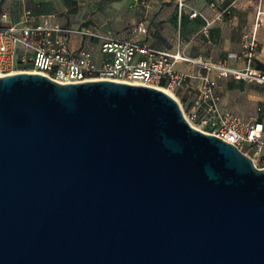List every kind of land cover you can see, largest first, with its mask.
<instances>
[{
    "label": "water",
    "instance_id": "95a60500",
    "mask_svg": "<svg viewBox=\"0 0 264 264\" xmlns=\"http://www.w3.org/2000/svg\"><path fill=\"white\" fill-rule=\"evenodd\" d=\"M0 264H264V169L162 90L2 76Z\"/></svg>",
    "mask_w": 264,
    "mask_h": 264
},
{
    "label": "built area",
    "instance_id": "2783aa9c",
    "mask_svg": "<svg viewBox=\"0 0 264 264\" xmlns=\"http://www.w3.org/2000/svg\"><path fill=\"white\" fill-rule=\"evenodd\" d=\"M177 4L182 16L188 9L187 0H177ZM261 15L262 12L258 11L257 28L261 24ZM196 17L197 12L190 15L192 19ZM2 22L0 77L29 72L43 75L61 85L115 81L159 89L176 99V90L189 78H197V75L192 77L177 71L178 63H187L200 65L208 73L214 70L223 78L249 79L264 84V75L256 74L250 68L232 71L222 64L206 63L201 57L191 59L180 51L172 53L153 49L140 38L149 35L146 22L138 23L133 30L136 37L129 39L118 38L111 32L98 33L62 25L49 16L36 18L30 11L17 23H7L5 16ZM74 37L97 41L101 53L107 58L98 63L89 48L72 49ZM246 48L251 62L256 48L254 37ZM22 67L29 70H18ZM201 79L202 88L195 97L192 113L186 116L182 109L188 122L203 131L194 125V122L203 118V125H212L211 131L204 133L236 146L252 159L257 168L264 169V123L257 120L245 122L232 113L221 111L214 92L216 81L208 75Z\"/></svg>",
    "mask_w": 264,
    "mask_h": 264
},
{
    "label": "crops",
    "instance_id": "0c3cea01",
    "mask_svg": "<svg viewBox=\"0 0 264 264\" xmlns=\"http://www.w3.org/2000/svg\"><path fill=\"white\" fill-rule=\"evenodd\" d=\"M204 1V0H203ZM48 0H0V6L7 12L0 14V24L5 16L7 23H17L22 20L26 12L30 11L34 17H52L54 22L61 24L53 15L40 10L42 4ZM127 0H113L111 5H118ZM24 5L33 10H24L23 13L12 9V6ZM255 4V5H253ZM256 7L253 14L235 16L227 19L220 12L206 9L204 18H190L185 16L173 25L165 21L166 15H158L148 25L149 35L141 39L150 47L158 51L175 53L180 51L191 59L201 57L204 62L216 65H224L232 71H246L250 68L256 74L264 75V0L260 6L257 3L248 2L246 8ZM259 6V7H258ZM258 11L262 12L261 24L257 28L256 20ZM134 21H132V24ZM148 24V23H147ZM121 35L118 37L120 38ZM254 37L256 48L251 62L248 59V50H244V43H248ZM127 39V38H122ZM247 40V41H246ZM247 44H245L246 47ZM72 49L79 47L89 48L98 63H102L107 57L101 53L97 41H89L80 37H74ZM177 71L189 76L197 75V78H189L184 85L175 92L179 102L194 109L195 97L202 88V76L208 75L216 81L215 95L217 103L223 112L232 113L245 122L257 120L264 123V84L256 81L237 80L234 77L223 78L216 71L208 73L200 65L178 63Z\"/></svg>",
    "mask_w": 264,
    "mask_h": 264
},
{
    "label": "rangeland",
    "instance_id": "374dc122",
    "mask_svg": "<svg viewBox=\"0 0 264 264\" xmlns=\"http://www.w3.org/2000/svg\"><path fill=\"white\" fill-rule=\"evenodd\" d=\"M47 4H42L40 10L53 15L62 25L85 29L92 32L106 33L111 32L120 38H135L134 28L140 22L151 25L152 20L158 15H166L165 22L172 25L184 18L197 12L198 18H204L206 9H213L220 12L221 16L227 19L235 16L253 14L256 7L246 8L248 2L257 3L260 6L262 0H187L188 9L182 16L179 14L177 0H127L118 4L111 5L113 0H48ZM255 5V4H253ZM258 6V7H259ZM23 13L24 10H33L24 5L12 6ZM7 12L0 6V14ZM132 21L134 23L132 24ZM141 38V37H140ZM247 41V40H246ZM244 50L247 48L245 47ZM149 45V44H148ZM20 71H28L27 67L19 68ZM247 81H251L247 79ZM255 82V81H253ZM186 116H189L193 109L182 101L179 102ZM202 120L198 119L194 125L203 131H211L212 125H203Z\"/></svg>",
    "mask_w": 264,
    "mask_h": 264
},
{
    "label": "bare ground",
    "instance_id": "6f19581e",
    "mask_svg": "<svg viewBox=\"0 0 264 264\" xmlns=\"http://www.w3.org/2000/svg\"><path fill=\"white\" fill-rule=\"evenodd\" d=\"M171 96H173L172 94H171ZM175 97V96H174Z\"/></svg>",
    "mask_w": 264,
    "mask_h": 264
}]
</instances>
